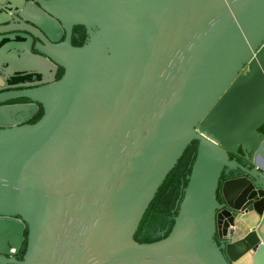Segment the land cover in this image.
<instances>
[{"label":"water","instance_id":"1","mask_svg":"<svg viewBox=\"0 0 264 264\" xmlns=\"http://www.w3.org/2000/svg\"><path fill=\"white\" fill-rule=\"evenodd\" d=\"M56 4L63 27L35 21L37 37L0 51V67L41 77L0 95L31 102L0 107V264H264V0ZM195 142L171 233L138 243Z\"/></svg>","mask_w":264,"mask_h":264},{"label":"flooded vegetation","instance_id":"2","mask_svg":"<svg viewBox=\"0 0 264 264\" xmlns=\"http://www.w3.org/2000/svg\"><path fill=\"white\" fill-rule=\"evenodd\" d=\"M56 1L57 0H23L22 8L25 9V16H21V11H19L17 8L9 7L7 4L1 5L0 15L6 21L0 23V51L5 47L12 48L15 45L24 46L27 43L28 38L36 36L38 32L37 26L34 24L36 23L35 21L39 22L43 19V21H47L49 25L59 24L63 27L64 22L56 14L59 8V6L56 4ZM40 15H42L44 18ZM31 19L34 22H32ZM87 39L88 35L85 27L81 25H76L73 27L72 45L74 47H82L86 43ZM45 46L46 45H43L40 39L34 38V41L31 44L30 52L32 55H41L43 53L41 52L40 48H44ZM11 48L6 52V55L8 57H12L11 53L16 49ZM23 53H25V51H23ZM62 71L64 70L59 67L56 77L57 81L58 76ZM40 80L41 77L32 75L30 73H10L7 68L2 66L0 67V95L37 89L41 87V85H33L37 84ZM29 84H32V86L24 87V85ZM30 103L31 102L27 99H17L0 103V107ZM41 109L43 110V107L39 105V110L31 119V121L36 117ZM31 121H29L28 123H30ZM259 131L261 133H264V128H261ZM197 146L198 143L195 142V147ZM234 159L243 166H247V163L242 156L231 155V160ZM242 175L243 174L240 170L232 172L229 177L223 175L221 178V184L233 177H240ZM218 199L222 201L220 192L218 195ZM217 238V240L222 243L223 240L221 241L219 237ZM19 255H21V252L19 253ZM19 255L17 256V258H19Z\"/></svg>","mask_w":264,"mask_h":264},{"label":"trees","instance_id":"3","mask_svg":"<svg viewBox=\"0 0 264 264\" xmlns=\"http://www.w3.org/2000/svg\"><path fill=\"white\" fill-rule=\"evenodd\" d=\"M64 71L58 76L62 78ZM41 109L36 117L29 123H37L43 116ZM197 155V147L193 143L184 153L176 167L168 175L161 186L149 209L135 234V240L141 244L154 243L165 239L172 231L175 224V217L178 214L177 204L180 202L183 191L187 187V176L191 174L192 166ZM27 240V232H25ZM27 248L25 242L18 260H23Z\"/></svg>","mask_w":264,"mask_h":264},{"label":"built area","instance_id":"4","mask_svg":"<svg viewBox=\"0 0 264 264\" xmlns=\"http://www.w3.org/2000/svg\"><path fill=\"white\" fill-rule=\"evenodd\" d=\"M14 255V250L11 251V255L10 256H13Z\"/></svg>","mask_w":264,"mask_h":264}]
</instances>
